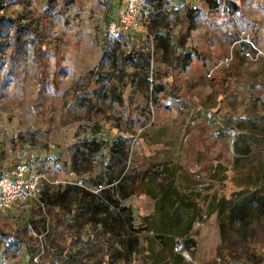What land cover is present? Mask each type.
I'll use <instances>...</instances> for the list:
<instances>
[{"label": "rangeland", "instance_id": "obj_1", "mask_svg": "<svg viewBox=\"0 0 264 264\" xmlns=\"http://www.w3.org/2000/svg\"><path fill=\"white\" fill-rule=\"evenodd\" d=\"M137 2L143 30L111 35L123 0H0L34 20L18 45L0 23L1 174L21 161L48 177L0 212V264H31L8 238L21 224L31 246L87 221L77 189L106 221L97 238L121 240L118 264H264V0ZM82 246L64 264L96 261Z\"/></svg>", "mask_w": 264, "mask_h": 264}, {"label": "trees", "instance_id": "obj_2", "mask_svg": "<svg viewBox=\"0 0 264 264\" xmlns=\"http://www.w3.org/2000/svg\"><path fill=\"white\" fill-rule=\"evenodd\" d=\"M3 9V6L0 3V10ZM111 11V10H110ZM110 11H107L105 14L107 24L111 19V15L109 14ZM8 18L12 21V27L14 29L15 33V44L21 43V38L25 33H32L33 26H34V20L30 17L24 14V12L18 13L17 15H6L5 12H0V23L3 19ZM13 33V34H14ZM178 48H182L183 43H177L176 44ZM221 136V135H220ZM117 141L116 138H114V142ZM94 149V148H93ZM88 160V157H86ZM88 167V166H87ZM86 166H84L82 169L78 167H74L73 170L79 172L83 169H87ZM1 174V170H0ZM82 190L77 189L75 191V195L71 199V203L75 204L73 207L76 209L77 214L80 211L83 210H89L91 212V216L88 217L87 221H84V219L79 218L77 225L74 229H70L65 233V236L63 238H58V224L56 222H52L49 231L45 233V236L43 237V240L41 242H32V245H27L28 241H26V237L24 236L23 229L25 224H21L19 227L16 228L15 235L8 237L15 240V242H20L23 246L26 248V253L28 255L29 263H31L33 258V250L35 251L39 250L43 247V250L45 252V257L50 259V262L53 264H64L65 259H71L75 260L79 255H82L84 252L83 246H90L92 248L96 249V261H89L86 264H118L116 258H117V244L121 243V240H115V238H112L110 234H107L105 238H97L102 230L101 224L103 222H106L104 218H99L96 216V210H97V201L95 198H91L89 201L83 202L82 201ZM66 196V191L63 193H59L58 200L60 202L63 201V197ZM109 199H111L112 203H117L116 205H119L121 202L122 197H116L115 201L113 200V196L111 194L107 195ZM124 204H121V209H125V206H122ZM130 211H133L131 208ZM82 213H80L81 215ZM56 217L59 218L57 214H55ZM131 216V215H130ZM129 216V217H130ZM57 218V219H58ZM63 218H68L67 214L63 213ZM60 219V218H59ZM36 219L34 218L33 222L37 229L38 233L43 234L46 229L45 223L37 224L35 222ZM85 223V224H84ZM101 223V224H100ZM67 235H70L72 238L70 240L72 241L71 244H67V241L65 242V245L62 246V250L59 251L58 245L60 244L59 239H62V241L66 240ZM64 239V240H63ZM82 244V245H81ZM27 245V246H26ZM29 247V248H28ZM32 248V249H31ZM32 250V251H31ZM31 252V253H30ZM99 260V263L97 262Z\"/></svg>", "mask_w": 264, "mask_h": 264}, {"label": "built area", "instance_id": "obj_3", "mask_svg": "<svg viewBox=\"0 0 264 264\" xmlns=\"http://www.w3.org/2000/svg\"><path fill=\"white\" fill-rule=\"evenodd\" d=\"M107 24V32L115 35L126 31H141L140 9L137 0H123ZM48 177L44 172L33 170L24 162H17L0 175V212L26 208L39 199ZM31 264H38V254Z\"/></svg>", "mask_w": 264, "mask_h": 264}]
</instances>
